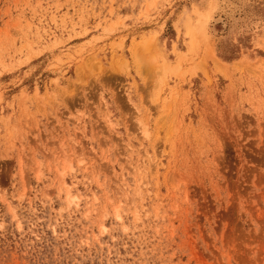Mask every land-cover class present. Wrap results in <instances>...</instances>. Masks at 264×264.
<instances>
[{
  "label": "rangeland",
  "instance_id": "obj_1",
  "mask_svg": "<svg viewBox=\"0 0 264 264\" xmlns=\"http://www.w3.org/2000/svg\"><path fill=\"white\" fill-rule=\"evenodd\" d=\"M0 264H264V0H0Z\"/></svg>",
  "mask_w": 264,
  "mask_h": 264
}]
</instances>
